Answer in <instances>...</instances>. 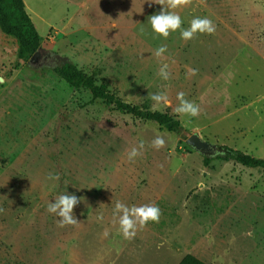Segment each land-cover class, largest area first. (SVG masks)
I'll return each mask as SVG.
<instances>
[{
	"label": "rangeland",
	"instance_id": "1",
	"mask_svg": "<svg viewBox=\"0 0 264 264\" xmlns=\"http://www.w3.org/2000/svg\"><path fill=\"white\" fill-rule=\"evenodd\" d=\"M23 1L51 56L22 61L0 30V264H177L188 253L209 264H264V170L217 159L206 166L186 142L198 134L264 158V0L175 9L183 29L194 17L215 24L187 41L180 30L166 39L152 30L149 17L162 5L151 0ZM65 59L123 101L177 118L181 131L71 88L51 71ZM164 64L168 80L158 75ZM181 91L199 116L175 113ZM133 147L141 154L129 161ZM64 192L82 200L77 224L59 227L47 205ZM117 201L154 203L159 222L125 239Z\"/></svg>",
	"mask_w": 264,
	"mask_h": 264
},
{
	"label": "clouds",
	"instance_id": "2",
	"mask_svg": "<svg viewBox=\"0 0 264 264\" xmlns=\"http://www.w3.org/2000/svg\"><path fill=\"white\" fill-rule=\"evenodd\" d=\"M153 3L162 5L161 11L158 14H153L149 17V22L152 30L164 37L165 39L169 36L170 32L180 30L181 38L185 41L191 40L197 33L213 34L215 32V24L207 17H194L190 21L188 28L183 29L182 19L178 12L174 11L177 8L186 7L192 3V0H151ZM140 31L143 33L144 29ZM167 50L166 45L159 46L155 55L160 57ZM168 65L164 64L161 66L158 75L163 79L168 80L170 73L167 70ZM198 72V69L189 68L187 74L194 76ZM3 77L0 76V83H3ZM151 99L157 104L163 103L168 105L170 103L168 97L164 93H153ZM177 100L179 101L178 106L174 109L175 113L179 115L196 117L199 116L201 109L194 101L186 99V93L181 91L177 93ZM165 144V140L161 136L155 137L151 146L159 150ZM143 142L140 143L139 149H143ZM140 151L137 147H133L128 153L129 161H132L135 157L140 155ZM48 179L59 180V174L50 173ZM81 197H77L74 194L64 192L54 199V202H49L47 205V211L54 213L58 217V226L64 227L66 225H75L78 220L73 214L74 207L80 203ZM4 209L0 208V212ZM114 215H118V223L122 235L125 239H133L138 231V228H143L148 222H159L161 216V210L158 205L154 203L141 204L139 206L132 205L128 206L121 201H117L114 207ZM99 220L103 219V216L98 217ZM104 236L108 235V231L105 230Z\"/></svg>",
	"mask_w": 264,
	"mask_h": 264
},
{
	"label": "trees",
	"instance_id": "3",
	"mask_svg": "<svg viewBox=\"0 0 264 264\" xmlns=\"http://www.w3.org/2000/svg\"><path fill=\"white\" fill-rule=\"evenodd\" d=\"M0 30L11 36L17 43V56L22 61H29L32 55L41 50V36L39 35L30 15L26 11L23 0H0ZM51 71L68 86L74 89L88 90L93 99H100L108 105H113L119 112L129 114L134 118L155 122L161 129L179 133L182 129L180 121L158 110L141 108L109 92L105 86L97 84L91 76L85 75L74 63L65 59L59 66ZM214 156L203 155V162L208 166L213 160L232 161L248 168H261L264 170V158L253 157L240 150L228 146H217ZM178 264H207L188 253L182 257Z\"/></svg>",
	"mask_w": 264,
	"mask_h": 264
},
{
	"label": "water",
	"instance_id": "4",
	"mask_svg": "<svg viewBox=\"0 0 264 264\" xmlns=\"http://www.w3.org/2000/svg\"><path fill=\"white\" fill-rule=\"evenodd\" d=\"M42 50L36 51L32 57L29 59L28 62L31 63H42L45 62V59H42L41 57ZM187 144L193 148L195 151L206 155V156H213L216 154L218 148L216 145L209 144L208 142L204 141L198 134H192L190 135L187 140Z\"/></svg>",
	"mask_w": 264,
	"mask_h": 264
},
{
	"label": "flooded vegetation",
	"instance_id": "5",
	"mask_svg": "<svg viewBox=\"0 0 264 264\" xmlns=\"http://www.w3.org/2000/svg\"><path fill=\"white\" fill-rule=\"evenodd\" d=\"M50 56H51L50 53L45 52V51L42 50V52H41V57H42V59H45V62H44V63H46L47 58L50 57Z\"/></svg>",
	"mask_w": 264,
	"mask_h": 264
},
{
	"label": "crops",
	"instance_id": "6",
	"mask_svg": "<svg viewBox=\"0 0 264 264\" xmlns=\"http://www.w3.org/2000/svg\"><path fill=\"white\" fill-rule=\"evenodd\" d=\"M193 255H194V254H193ZM196 257H197V256H196ZM197 258H198V257H197ZM199 259H200V258H199ZM200 260H202V259H200ZM202 261H203V260H202ZM204 262H205V261H204ZM178 263H179V262H178ZM178 263H177V264H178ZM205 263H207V262H205ZM207 264H209V263H207Z\"/></svg>",
	"mask_w": 264,
	"mask_h": 264
}]
</instances>
